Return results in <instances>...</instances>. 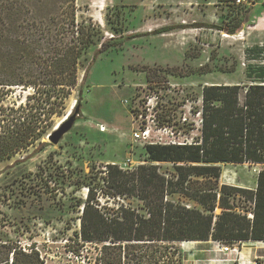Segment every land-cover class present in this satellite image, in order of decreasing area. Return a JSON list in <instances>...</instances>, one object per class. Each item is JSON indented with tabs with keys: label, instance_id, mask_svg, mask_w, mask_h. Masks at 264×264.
<instances>
[{
	"label": "trees",
	"instance_id": "16d2710c",
	"mask_svg": "<svg viewBox=\"0 0 264 264\" xmlns=\"http://www.w3.org/2000/svg\"><path fill=\"white\" fill-rule=\"evenodd\" d=\"M242 26L240 18L227 30L234 34ZM130 37L105 38L92 19H79L76 0H0V162L31 146L44 150L53 116L61 114L79 83L84 54L101 41L88 72L100 53ZM262 52L264 45L246 48L247 81L204 84L200 93L189 94L191 117L178 118L175 112L159 120L177 136L187 135L184 141L145 146L152 161L173 163L170 176L157 164L123 169L108 163L87 183L79 237L82 246L102 243L94 263L175 264L179 241L218 240L230 246L264 241V168L255 188L220 183L223 162L264 164ZM160 69L178 75L214 70L209 63L187 74L177 67ZM236 69V63L220 68ZM15 87L30 92L7 103ZM45 262L36 242L23 246L0 236V264Z\"/></svg>",
	"mask_w": 264,
	"mask_h": 264
},
{
	"label": "rangeland",
	"instance_id": "374dc122",
	"mask_svg": "<svg viewBox=\"0 0 264 264\" xmlns=\"http://www.w3.org/2000/svg\"><path fill=\"white\" fill-rule=\"evenodd\" d=\"M76 4L79 19H92L105 38L131 37L100 53L88 72L101 41L84 54L79 83L61 114L53 116L47 133L74 116L58 143L45 135L49 144L44 150L35 152L31 146L0 162V236L23 246L36 242L45 264H98L92 260L102 243L82 246L79 237L87 183L108 163L123 169L157 164L170 176L173 163L152 161L145 146L184 141L187 135L177 136L172 126H161L159 120L175 112L178 118L191 117L189 94L200 93L204 84L247 81L246 48L264 45V0L245 5L234 0H76ZM240 18L242 28L229 33L227 28ZM206 63L214 69L207 74L178 75L160 69L177 67L187 74ZM234 63L235 71L220 70ZM29 92L15 87L7 103L20 102ZM153 106L155 123L143 117ZM147 127L149 136L139 138L137 133ZM221 168V184L255 188L264 164L223 162ZM126 201L139 203L135 197ZM220 211L218 207L216 213ZM190 241L194 242L175 243L179 248L175 264H264V241L237 243L229 251L216 240Z\"/></svg>",
	"mask_w": 264,
	"mask_h": 264
},
{
	"label": "built area",
	"instance_id": "2783aa9c",
	"mask_svg": "<svg viewBox=\"0 0 264 264\" xmlns=\"http://www.w3.org/2000/svg\"><path fill=\"white\" fill-rule=\"evenodd\" d=\"M234 2L237 3V4L245 5V4L253 3V0H234ZM154 108H155V106L149 107V110L150 111L147 113L148 116L145 117V115H143V117H144V119L145 118H148V120L152 119V121L155 123ZM100 129L102 131H104L105 130V127L104 126H101ZM149 133H150V131H149V128L147 127L146 129H141V132L140 133H137V136L139 138H141V137L146 138V137L149 136ZM151 143H155V142H151ZM216 241L218 242V244L221 245L222 250H225V251H229L230 250V248H231L230 245H225V243H223L222 241H218V240H216Z\"/></svg>",
	"mask_w": 264,
	"mask_h": 264
},
{
	"label": "water",
	"instance_id": "95a60500",
	"mask_svg": "<svg viewBox=\"0 0 264 264\" xmlns=\"http://www.w3.org/2000/svg\"><path fill=\"white\" fill-rule=\"evenodd\" d=\"M74 120H75V117L73 116L67 122H65L62 126L57 128L53 133L49 134L50 140L54 143H58L59 140L62 138L63 134L72 127Z\"/></svg>",
	"mask_w": 264,
	"mask_h": 264
},
{
	"label": "bare ground",
	"instance_id": "6f19581e",
	"mask_svg": "<svg viewBox=\"0 0 264 264\" xmlns=\"http://www.w3.org/2000/svg\"><path fill=\"white\" fill-rule=\"evenodd\" d=\"M225 175V174H224ZM187 245H190L191 243H193L194 241H185Z\"/></svg>",
	"mask_w": 264,
	"mask_h": 264
},
{
	"label": "crops",
	"instance_id": "0c3cea01",
	"mask_svg": "<svg viewBox=\"0 0 264 264\" xmlns=\"http://www.w3.org/2000/svg\"><path fill=\"white\" fill-rule=\"evenodd\" d=\"M202 241H209V240H202Z\"/></svg>",
	"mask_w": 264,
	"mask_h": 264
}]
</instances>
